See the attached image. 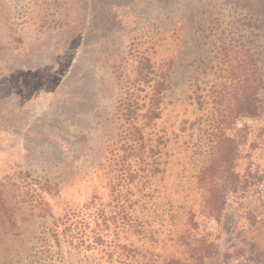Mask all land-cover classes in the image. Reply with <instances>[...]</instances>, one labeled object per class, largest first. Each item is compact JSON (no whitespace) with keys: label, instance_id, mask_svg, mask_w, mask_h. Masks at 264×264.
Masks as SVG:
<instances>
[{"label":"rangeland","instance_id":"374dc122","mask_svg":"<svg viewBox=\"0 0 264 264\" xmlns=\"http://www.w3.org/2000/svg\"><path fill=\"white\" fill-rule=\"evenodd\" d=\"M215 3L211 13L202 6L184 8L180 0L167 9L152 0H0V188L21 187L25 174L35 188L47 181L52 191L45 198L56 214L79 210L94 195L105 198L114 174L111 159L121 156L127 128L117 114L119 100L135 86L141 54L151 62H173L171 91L154 122L155 134L166 143L160 147L163 173L156 182L160 199L173 204V211L187 200L211 141L220 143L214 164L224 171L229 165H221L220 157L227 144L216 125L213 100L203 98L199 107L193 79L221 75L227 86L232 83L222 134L231 136V128L243 136L247 120L232 113L233 89L244 91L247 68L240 61L251 45L264 47V35L248 36L244 0ZM179 11L182 17L186 13V25ZM170 25L179 26L177 36L170 37ZM221 41L230 50L225 61H232L225 71L214 64ZM254 123L264 128V98ZM238 151L234 166L242 177L248 161L242 145ZM16 207L14 222L28 238L36 223ZM1 212L4 264L3 257L16 244L10 241L8 216ZM206 227L219 234L221 254L233 251L229 264H264V231L239 217L235 199L228 200L220 221ZM65 255L66 264H108L97 252ZM220 260L210 264H222Z\"/></svg>","mask_w":264,"mask_h":264},{"label":"trees","instance_id":"16d2710c","mask_svg":"<svg viewBox=\"0 0 264 264\" xmlns=\"http://www.w3.org/2000/svg\"><path fill=\"white\" fill-rule=\"evenodd\" d=\"M152 1L167 9L174 7L178 0ZM180 1L184 8L202 6L211 13L216 6V0H204L203 4L196 0ZM244 3L248 36L253 39L264 35V0H244ZM178 16L186 25V13L182 17L179 11ZM179 30L178 25H170L167 32L172 37ZM152 45L156 46L157 41ZM222 46L223 42L213 46L219 51V60L214 63L219 71L227 70L232 62L225 61L230 50ZM176 59L177 56L174 64ZM172 63L151 62L144 54L138 57L139 72L132 80L135 86L126 88L119 100L117 114L124 117L127 128L118 150L121 156L117 152L112 156L117 157L111 159L110 172L114 174L105 198L94 195L83 208L56 214L45 198L52 191L47 181L35 188L25 174L21 187L12 191L0 188V213L3 211L8 216L10 241L16 244L3 257L4 264H66L65 253L70 251L97 252L108 264H210L219 257L222 264H229L233 251L221 254L219 234L207 229L206 224L220 221L230 198L237 202L240 218L249 221L255 230L264 231V128L254 123L260 116L264 98V47L251 45L246 51L245 59L240 61L247 68L244 91L240 93L239 87L233 89L232 113L236 119L242 117L248 121L243 127V136L231 128V136L222 134L223 119L229 109L225 107L227 91L232 83L227 86L221 75H210L209 80L193 79L199 107L203 98L213 100L212 109L219 123L216 125L227 144L222 147L220 164L229 166L220 171L219 165L214 164L220 143L211 141L208 159L196 178L197 186L175 211L173 204L160 199L156 184L163 173L160 147L164 148L166 143L163 136L154 132V122L160 119L161 106L171 91ZM202 84L204 88L200 87ZM200 91L206 94L202 97ZM240 145L246 150L248 161L242 177L234 166ZM16 205L36 223L35 231L28 238L14 222Z\"/></svg>","mask_w":264,"mask_h":264}]
</instances>
